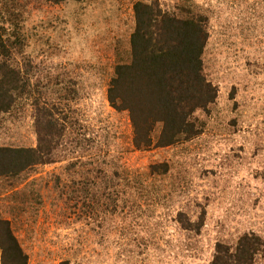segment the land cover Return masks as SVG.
I'll use <instances>...</instances> for the list:
<instances>
[{"label":"rangeland","instance_id":"374dc122","mask_svg":"<svg viewBox=\"0 0 264 264\" xmlns=\"http://www.w3.org/2000/svg\"><path fill=\"white\" fill-rule=\"evenodd\" d=\"M138 1L147 0L12 5L34 81L64 99L69 128L56 163L21 185L0 179V211L28 264H211L220 242L246 233L264 239V0L191 1L210 19L205 73L218 99L201 114V137L146 151L134 145L129 113L108 100L115 67L129 57ZM159 1L171 10L182 3ZM32 111L0 127L1 146H36ZM162 164L169 172L153 174ZM87 180L113 187L109 205L108 197L97 208L83 199ZM180 214L202 218L200 233L185 231Z\"/></svg>","mask_w":264,"mask_h":264},{"label":"trees","instance_id":"16d2710c","mask_svg":"<svg viewBox=\"0 0 264 264\" xmlns=\"http://www.w3.org/2000/svg\"><path fill=\"white\" fill-rule=\"evenodd\" d=\"M45 1L60 5L69 0ZM191 1L182 0L172 10L163 8L159 0L138 1L134 5L135 30L129 57L115 67L108 100L116 111L129 113L138 150L175 147L201 137L207 127L201 114H211L217 102L218 87L205 73L210 19L191 6ZM13 4L16 11L19 0H0V127L12 115L24 113L27 106H32L37 144L0 145V179L21 185L38 166L58 161L69 128L68 116L61 108L64 99L40 78L34 81L38 71L27 56V37ZM19 58L24 61L21 65ZM151 169L153 174H167L169 165ZM87 181L83 199L91 198L97 208L108 197L109 205L114 197L109 193L113 187L105 181ZM178 221L185 231L197 234L203 224L202 218L195 223L183 214ZM0 251L2 264L29 263L12 222L4 219L1 211ZM263 258L264 239L246 233L233 243H218L211 264H258Z\"/></svg>","mask_w":264,"mask_h":264}]
</instances>
